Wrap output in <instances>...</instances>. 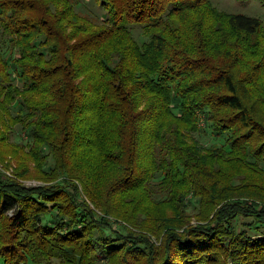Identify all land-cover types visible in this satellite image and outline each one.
<instances>
[{
  "label": "trees",
  "instance_id": "trees-1",
  "mask_svg": "<svg viewBox=\"0 0 264 264\" xmlns=\"http://www.w3.org/2000/svg\"><path fill=\"white\" fill-rule=\"evenodd\" d=\"M96 1L102 22L78 0H0V103L48 182L0 175V264H264L263 20ZM201 117L222 141H197Z\"/></svg>",
  "mask_w": 264,
  "mask_h": 264
},
{
  "label": "rangeland",
  "instance_id": "rangeland-1",
  "mask_svg": "<svg viewBox=\"0 0 264 264\" xmlns=\"http://www.w3.org/2000/svg\"><path fill=\"white\" fill-rule=\"evenodd\" d=\"M212 2L216 7L221 10L258 16L264 22V6L260 2V0H212ZM77 9L87 14L97 22H102L106 18V10L96 0H78ZM129 27L132 31L133 37L137 40L139 44H142L148 40V36L141 25L130 24ZM2 37L3 35L1 33L0 28V40H2ZM0 43L2 44L4 53H8V44H6L5 42ZM12 54L13 56L16 55L15 52ZM9 105L11 106L10 108H8L7 105H5L6 108H4L2 107L3 105H1L0 103V175H4V177L10 176L28 186L46 184L48 182H43L38 179L35 162L30 155V153L32 152L33 140L29 137L28 131L23 128L21 124L11 122V119H14L18 114V106L16 104ZM7 108L9 109V114L7 112ZM205 124V121L201 117L199 126H201L202 129L193 133V136L197 139V141L207 147L214 143V141H222L215 138V134L213 133V131L208 128L209 126L205 127ZM3 134L4 138H2ZM25 166L28 169L27 173L25 172L20 175L19 171H23ZM17 174H19L21 177ZM60 179L61 178L59 177L53 181H59ZM237 183L238 181H234V184ZM82 184L83 183L80 184V189L81 191H84V189L82 188ZM84 193V199L87 202H90L91 200L88 199V196L86 197V193ZM137 196L138 194L134 193V197L136 198ZM118 197L119 192L118 195L115 194L114 200H118ZM195 204V201L189 204L190 206L187 210L188 213L191 214L190 211L194 210L193 206H195ZM129 207H133L136 212L140 214L141 219L152 218L154 216H157L156 213L159 210V213L164 215V220H162V222L164 223H168L170 217L173 215H176L177 218L179 212L178 209H175L170 204L165 205L163 208H150L149 210H142L141 207L138 206L137 203H135L134 201L129 202L128 204H122L120 210ZM192 223H195V221H192ZM155 225L160 228L158 222H155ZM151 239L159 244L157 238L152 237Z\"/></svg>",
  "mask_w": 264,
  "mask_h": 264
}]
</instances>
